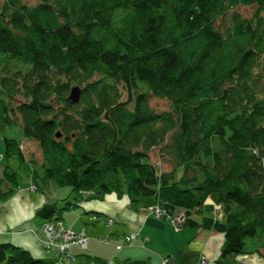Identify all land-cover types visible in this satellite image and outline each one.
I'll return each mask as SVG.
<instances>
[{
    "label": "trees",
    "instance_id": "1",
    "mask_svg": "<svg viewBox=\"0 0 264 264\" xmlns=\"http://www.w3.org/2000/svg\"><path fill=\"white\" fill-rule=\"evenodd\" d=\"M19 125L43 154L39 191L54 181L127 194L134 210L154 198L189 230L213 199L226 230L218 264L247 253L246 239L264 235V0H0V129ZM4 144L3 158L34 163L21 141ZM1 173L8 199L19 176ZM74 206L45 203L36 217L62 220ZM158 207L146 211L166 217ZM0 264L48 263L10 242Z\"/></svg>",
    "mask_w": 264,
    "mask_h": 264
},
{
    "label": "crops",
    "instance_id": "2",
    "mask_svg": "<svg viewBox=\"0 0 264 264\" xmlns=\"http://www.w3.org/2000/svg\"><path fill=\"white\" fill-rule=\"evenodd\" d=\"M6 187L8 189V185ZM30 187L20 186L8 199H0V243L11 242L28 250L39 260H44L48 264H57L61 259L64 261L63 257L57 249H47L45 247V238L41 228L43 220L36 217V211L40 206L50 202L44 193L32 191ZM109 195L115 196H109L107 202L109 205L106 207L97 203H89V208H87L85 205L80 204L84 213L96 212L97 214L95 215L97 219L90 223L89 227L81 229V220H75L70 225L65 226L75 234H79L86 229V233L92 235L88 240V248L85 250V254L77 244L71 247L69 252L72 257L70 258V264H103V261H106L107 258L110 259V264H112L111 256L117 257L121 264H129V262L139 260H143L147 264L148 261L153 259V255L156 257V261L160 262L163 257H167L169 259L168 264H218L217 260L220 257L218 250L224 242L222 241V233L219 240H215V245H218V247L216 246V250L212 252L213 254L208 256L207 250L213 249L214 244L211 245V242H209L210 236L201 233L202 224L200 230H196V233L192 232L191 229V233L185 231L186 233L182 235L181 232H175L173 226L162 217L155 218L153 214L146 211L148 206L159 205L167 214L177 216L180 211L176 208L154 198H147L142 201L137 210H134L126 194L121 197L116 193ZM79 197L81 198L80 195ZM76 206H79V204ZM96 208L100 211H95ZM105 214L109 216L108 219L113 218L115 223L118 224L114 233L112 232L116 235V243L118 237L123 240L127 234H134L136 236L135 241L122 249H116L115 247V253L112 252L111 247H105V245L98 243L95 236L99 232L105 233V227L108 226L106 217H101ZM160 230L168 233L167 238L176 240V243L169 242L159 236L158 232ZM215 233H217L215 230L211 232V234ZM206 234L209 235V233ZM257 255H254V264L263 263V256L261 254ZM201 257H206L204 263H202ZM96 258H100L102 262H97V260L95 262Z\"/></svg>",
    "mask_w": 264,
    "mask_h": 264
},
{
    "label": "rangeland",
    "instance_id": "3",
    "mask_svg": "<svg viewBox=\"0 0 264 264\" xmlns=\"http://www.w3.org/2000/svg\"><path fill=\"white\" fill-rule=\"evenodd\" d=\"M31 3H36L35 1H32ZM30 3V4H31ZM256 10V6H248V7H241L240 8V12L243 16H251ZM149 103L150 105H152V107H154L157 111H164V110H169L170 109V105L167 99H160L157 98L155 96L150 97L149 99ZM5 137H9V138H13V139H17L19 141H21L22 145V151L23 153L26 155L27 159L32 160L34 163H31L29 160L25 163L20 162L18 155L17 156H13L11 158H3V153H4V149H5V144H4V139ZM151 157L154 161V163L156 164H161L162 158H160V154H159V149H155L152 154ZM42 159H43V154L41 153V150L39 148V146L35 143L29 142L28 140L25 139L22 130H21V126H7L5 127V129L1 130L0 129V187L3 189H7L6 187V182L4 179V176H2L1 171L7 166V165H11L12 169L18 174L19 176V181H20V186H25L27 188H31L32 191H39V189L37 188V184L39 183V179L42 176ZM163 162V161H162ZM7 164V165H6ZM163 169H167L170 168V165H168L167 163H163ZM33 181H32V180ZM35 184V185H34ZM50 186L47 188L46 192L44 193L47 197H48V201L50 203H57L58 206H60L61 208L65 206L66 201H71L75 204V206L77 204H82L85 205L87 208H89L90 204H101L104 207L108 206L109 204H107L108 202V198L109 196H115V195H109L106 194V196L102 199L99 197H93V194H89L87 192H83L82 194H79L77 192H75L73 189H71L70 187H65V186H59L58 184H56L54 181H51ZM43 193V192H42ZM79 195L81 196V198L79 197ZM127 195V194H126ZM128 196V195H127ZM79 202V203H78ZM90 203V204H89ZM76 206V207H72V209H64L63 210V218L61 220V222H63L64 226H67V224H71L73 223V221L77 220H81V229H83V227H89L88 225H90V223H93V219L95 217L96 212H91V213H84V211L82 210L81 206ZM111 207V206H109ZM159 211L161 212L160 215H165L166 217H162L164 220H166L168 223H170V225L177 227L178 231L175 232H181L182 235H184L186 232L185 231H189V233H191V230L189 229H181V223L182 221V217H173L170 214H167L160 206L158 207ZM91 211V210H88ZM95 211L99 212L100 209L96 208ZM155 216V215H154ZM97 217V216H96ZM101 217H106V219L109 221V225L111 226H107L105 227V233H101L99 232L95 238L96 241L98 243H100L101 245H105L109 246L112 248V252L115 253L116 249H115V245L117 243L121 244L120 247L122 246H128L126 244H124L123 240L118 237L117 238V243L115 242L116 240V235L112 234V232L114 233L115 229L117 228L118 224L115 223L113 218H109V216H107V214L102 215ZM193 217L200 222V224H202L201 227V233H203L205 236H210V240L209 242H211V245L214 244L213 249H211L210 251L207 250V254L208 256L210 254H213L212 252L214 250H216V246L218 247V245H215L216 241L215 240H219V236L222 233V241L224 240V235H225V219L223 216V213L221 214V209L218 205H216V203L213 201V199H209L203 206L202 211L200 213H195L193 215ZM81 218V219H80ZM156 218V216H155ZM40 220V219H39ZM42 220V219H41ZM44 223V222H43ZM42 223V224H43ZM114 223V225H113ZM42 224H41V228H42ZM87 225V226H86ZM68 228V227H67ZM173 228V227H172ZM200 230V229H199ZM216 231L217 233L215 234H211L212 231ZM43 234H44V244L45 247L47 249H57L59 251V253L62 255L63 260L60 257V262L57 264H70V261L72 258L71 255H69V252L71 250V247L73 245H71L69 247V249L67 248L66 250H62V246L60 245L59 242H54L50 240V238H47L44 230L42 228ZM192 232H197L196 230H193ZM84 233V236L86 237V243L85 245H81V243H76L79 247L82 248L83 253H86V249L87 244H88V240L89 238H91V234L90 233H86V229L85 231H82L79 234H75L76 236H81ZM206 233H209L206 234ZM159 236H162L163 239H166L167 241H171L173 243H176V240H172L170 238V240L167 238L166 235H168V233H166L165 231L160 230L158 232ZM211 234V235H210ZM127 237L130 239V241H128V243H133L136 239V236L134 234H127L124 239L127 240ZM187 237V236H186ZM186 237H184L186 239ZM94 238V239H95ZM109 239V243H107V240ZM56 240V239H54ZM59 241V240H57ZM51 243H53V246L51 245ZM246 249L248 250L247 253L245 254H235V255H231L227 258V260L225 261V264H254V255L257 254H261L264 258V235L261 234V237L257 236L255 238H248L246 239ZM218 250V248H217ZM221 250V248H220ZM220 250H218L219 254H221ZM113 257V258H112ZM153 259H151L150 261H148L147 264H162V260L160 261H156V257L153 255L152 256ZM257 257H259V255H257ZM168 259L167 257H163ZM162 258V259H163ZM202 258V263L205 262L206 257H201ZM111 260H112V264H121L119 263L118 258L111 256ZM264 260V259H262ZM64 262V263H63ZM56 264V263H54ZM103 264H110V259L107 258L106 261H103ZM206 264V263H204ZM259 264H264L263 263H259Z\"/></svg>",
    "mask_w": 264,
    "mask_h": 264
},
{
    "label": "built area",
    "instance_id": "4",
    "mask_svg": "<svg viewBox=\"0 0 264 264\" xmlns=\"http://www.w3.org/2000/svg\"><path fill=\"white\" fill-rule=\"evenodd\" d=\"M151 209H153L155 212H157V214L160 215L161 212L159 211V208L158 209L151 208ZM42 228L47 238H50V240L53 241V243L54 242L60 243L63 251L66 250L67 248L69 249L71 245H74L76 243L78 244L81 243V245H85L86 243V237L84 236V233L80 237L76 236L70 229L64 226L61 220L54 219L52 221H45L42 224ZM128 241H130V239L127 237L126 242ZM53 243H51L52 246ZM168 262H169L168 259L166 258L162 259V264H168Z\"/></svg>",
    "mask_w": 264,
    "mask_h": 264
},
{
    "label": "water",
    "instance_id": "5",
    "mask_svg": "<svg viewBox=\"0 0 264 264\" xmlns=\"http://www.w3.org/2000/svg\"><path fill=\"white\" fill-rule=\"evenodd\" d=\"M80 94H81V88L73 87L68 98L73 102L78 103V101L80 100Z\"/></svg>",
    "mask_w": 264,
    "mask_h": 264
}]
</instances>
